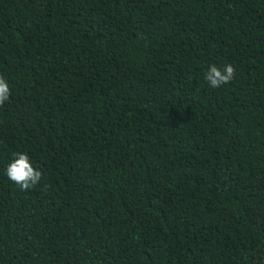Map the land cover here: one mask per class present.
<instances>
[{"label":"trees","instance_id":"obj_1","mask_svg":"<svg viewBox=\"0 0 264 264\" xmlns=\"http://www.w3.org/2000/svg\"><path fill=\"white\" fill-rule=\"evenodd\" d=\"M0 76V264H264V0H0Z\"/></svg>","mask_w":264,"mask_h":264},{"label":"clouds","instance_id":"obj_2","mask_svg":"<svg viewBox=\"0 0 264 264\" xmlns=\"http://www.w3.org/2000/svg\"><path fill=\"white\" fill-rule=\"evenodd\" d=\"M236 75V71L231 64L219 68L212 65L207 70L204 79L212 89L220 88L230 83ZM11 96V90L7 81L0 76V106H2ZM7 177L19 185L21 190L33 188L41 179L42 172L35 169L28 155L20 153L8 165L6 169Z\"/></svg>","mask_w":264,"mask_h":264}]
</instances>
